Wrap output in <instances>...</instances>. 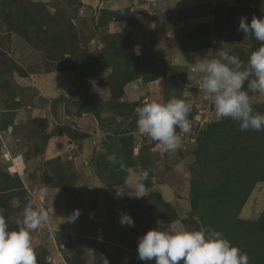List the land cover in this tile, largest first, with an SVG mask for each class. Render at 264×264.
<instances>
[{"label":"rangeland","instance_id":"rangeland-1","mask_svg":"<svg viewBox=\"0 0 264 264\" xmlns=\"http://www.w3.org/2000/svg\"><path fill=\"white\" fill-rule=\"evenodd\" d=\"M239 3L264 8V0H0V191L5 184L13 188L0 203V214L15 229L29 203L48 212V221L32 232L40 264H106L105 258L108 264H155L154 259L140 261L137 247L158 220L161 229L170 224L195 229L189 223L198 220L197 214L189 215L198 170L192 150L200 131L221 118L201 90L202 74L192 71V63L209 50H227L246 62L259 46L210 34V44L199 49L188 35L196 25L213 22L216 6ZM57 32L64 45L55 40ZM73 45L102 57L88 70L69 69ZM137 45L164 58L167 74L146 82L143 62L133 64L130 57ZM173 97L186 98L196 114L188 118L191 131L182 134V147L166 152L138 132L136 109ZM252 101L264 98L256 94ZM122 136L133 137L138 164L122 172L123 183L107 187L95 166H112L108 162L115 155L109 150ZM141 182L145 191L136 198L133 188ZM115 187L123 198H114ZM151 192L170 202L178 219L163 222L166 208L151 197L142 214L132 216L135 226H122L120 214L129 201ZM263 211L260 182L239 216L256 220ZM234 242L243 250L242 239Z\"/></svg>","mask_w":264,"mask_h":264},{"label":"clouds","instance_id":"clouds-1","mask_svg":"<svg viewBox=\"0 0 264 264\" xmlns=\"http://www.w3.org/2000/svg\"><path fill=\"white\" fill-rule=\"evenodd\" d=\"M237 31L243 33L245 39L252 36L259 42V47L250 53L246 62L227 50L216 53L209 50L203 56L195 57L192 71L202 74L201 90L213 104L218 118L237 122L242 132L250 129L264 132V113L255 111L252 101L256 94L264 98V16H253L250 23L246 16L241 17ZM134 51L140 55V46L137 45ZM192 107L186 98L147 102L136 109L137 130L162 145L164 151L176 152L182 147V134L191 131L188 116ZM120 167L123 169L124 165ZM147 178L148 173L144 172L143 180ZM133 189L134 196L140 198L145 186L141 182ZM124 194L118 187L114 188L115 199L123 198ZM74 216L78 217L79 211ZM48 219L45 209H35L31 203L16 220L15 229H11L6 217L0 214V264H40L32 244V232ZM120 224L134 227L135 220L127 212H121ZM160 224L158 220V227L149 229L139 238L137 253L140 261L154 259L155 264H249L248 254L218 230L210 227L178 229L172 224L161 229ZM105 261L108 264L106 258Z\"/></svg>","mask_w":264,"mask_h":264},{"label":"trees","instance_id":"trees-1","mask_svg":"<svg viewBox=\"0 0 264 264\" xmlns=\"http://www.w3.org/2000/svg\"><path fill=\"white\" fill-rule=\"evenodd\" d=\"M237 5L216 6L211 24L196 25L191 35L187 33L193 40L190 41L195 43L197 48H204L210 44L209 35L214 34L217 37L224 36L229 40L252 41L259 46V42L254 37L249 36L245 39V35L238 32L237 28L241 17L246 16L250 23L253 16H264V8L260 6L253 8L251 4L246 3ZM21 10L24 11V9ZM180 16L184 18L183 13ZM26 21L27 26L29 21ZM24 31H27V27ZM54 38L62 42L61 45H64L62 34L57 32ZM71 51L74 58L69 60L71 66L68 67L69 69L81 67V69L88 70L90 63L95 64L102 57V53H90L75 45ZM130 57L133 59V64L134 60L138 59L143 62L141 68L143 70L146 68L143 76L146 82L163 77L170 69L164 58L155 55V50H146L143 47L140 55L133 51ZM108 64L110 65L111 62L109 61ZM61 70H65V68ZM126 82L127 78L123 80V84L125 85ZM121 94L122 90L119 95ZM167 100L169 98H165L164 102ZM192 106V111L188 116L190 119L196 114L195 107ZM253 107L255 111L264 113V101L254 103ZM119 141V145L114 150H109V153L115 155L113 161H117V163L108 162V165L112 164V166L103 167L100 162L95 166L98 177L107 187L123 183L122 172L138 164L137 161L133 160V137L122 136ZM192 153L195 156L198 170L191 186L193 210L189 215L197 214L198 220L191 218L189 223L194 224L195 229L210 227L218 230L232 243L234 241L240 242L242 239L244 241L242 251L248 254L250 264H264V211L256 220L243 219L239 216L242 206L256 184L264 182V132L251 129L242 132L239 130V124L230 118L211 121L198 134ZM121 164L124 165L123 169L120 167ZM106 170H108L107 177L105 176ZM150 185L151 181L148 180L146 186ZM4 187L0 191L1 204L4 203L7 192L13 189L8 184H5ZM64 187L71 188V185L64 184ZM151 197L158 199L166 208V211L161 214L163 222H172L178 219V214L172 208L171 203L164 200L159 192H151L139 200L129 201L124 212L131 216L142 214V207L148 203V199ZM183 222L188 223V220L184 219Z\"/></svg>","mask_w":264,"mask_h":264}]
</instances>
